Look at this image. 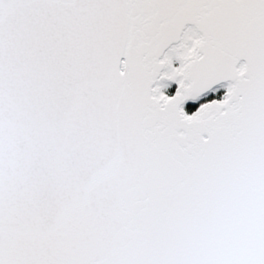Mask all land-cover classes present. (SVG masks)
<instances>
[{
  "label": "snow or ice",
  "instance_id": "1",
  "mask_svg": "<svg viewBox=\"0 0 264 264\" xmlns=\"http://www.w3.org/2000/svg\"><path fill=\"white\" fill-rule=\"evenodd\" d=\"M0 264H264V0H0Z\"/></svg>",
  "mask_w": 264,
  "mask_h": 264
},
{
  "label": "trees",
  "instance_id": "2",
  "mask_svg": "<svg viewBox=\"0 0 264 264\" xmlns=\"http://www.w3.org/2000/svg\"><path fill=\"white\" fill-rule=\"evenodd\" d=\"M176 88H177L176 84L169 85V87L167 89H165V92L169 95H173L176 91ZM224 91H225V89H221L220 96L214 97V98H222Z\"/></svg>",
  "mask_w": 264,
  "mask_h": 264
},
{
  "label": "built area",
  "instance_id": "3",
  "mask_svg": "<svg viewBox=\"0 0 264 264\" xmlns=\"http://www.w3.org/2000/svg\"><path fill=\"white\" fill-rule=\"evenodd\" d=\"M179 65V62H176V65L175 66H178ZM167 84H169V85H173V84H175L174 82H166Z\"/></svg>",
  "mask_w": 264,
  "mask_h": 264
},
{
  "label": "water",
  "instance_id": "4",
  "mask_svg": "<svg viewBox=\"0 0 264 264\" xmlns=\"http://www.w3.org/2000/svg\"><path fill=\"white\" fill-rule=\"evenodd\" d=\"M166 82H171V81H164L163 83H166ZM177 87H178V86H177ZM176 89H177V88H176ZM174 94H175V93H174ZM174 94H173V95H174Z\"/></svg>",
  "mask_w": 264,
  "mask_h": 264
},
{
  "label": "rangeland",
  "instance_id": "5",
  "mask_svg": "<svg viewBox=\"0 0 264 264\" xmlns=\"http://www.w3.org/2000/svg\"><path fill=\"white\" fill-rule=\"evenodd\" d=\"M178 66H179V65H178ZM178 66H177V67H178ZM175 84H176V83H175ZM176 85H177V84H176ZM177 86H178V85H177Z\"/></svg>",
  "mask_w": 264,
  "mask_h": 264
}]
</instances>
